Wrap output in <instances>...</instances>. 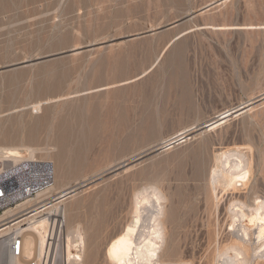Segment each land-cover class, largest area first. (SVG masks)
<instances>
[{"label": "rangeland", "instance_id": "1", "mask_svg": "<svg viewBox=\"0 0 264 264\" xmlns=\"http://www.w3.org/2000/svg\"><path fill=\"white\" fill-rule=\"evenodd\" d=\"M214 1L0 0V148L32 149L54 165L50 187L75 189L60 217L64 243L81 231L82 264H107L106 245L133 220L140 192L161 196L162 259L185 264H222L220 250L240 234L232 197L264 200V0L201 11ZM249 100L253 108L203 127ZM225 149L252 167L237 193L210 180ZM255 232L250 252L263 248ZM259 254L250 264H264Z\"/></svg>", "mask_w": 264, "mask_h": 264}, {"label": "bare ground", "instance_id": "2", "mask_svg": "<svg viewBox=\"0 0 264 264\" xmlns=\"http://www.w3.org/2000/svg\"><path fill=\"white\" fill-rule=\"evenodd\" d=\"M249 104H251V102L247 103L246 105H243L242 106L243 109L241 108L240 105H238L239 107L236 110L231 111L225 109L224 111H221L218 114V118L214 120L208 126V128L207 127L205 128L207 129H213L215 127L217 128L218 125L223 124V122L227 121L229 119L228 117L233 113H235L234 115L235 117L236 115H239L244 111L253 108L252 106H249ZM188 136L189 133H181L177 137H175L177 138L175 141L176 142L184 141L186 138H188ZM171 139L165 142V144L167 143L166 145H164L165 148L171 146L172 143ZM19 149L15 147L0 148V159L1 160L9 159L16 161L18 157L22 156V151H20ZM28 150L30 151L29 155H32L31 153L32 149L28 148ZM251 168L252 167L250 166V164H248L245 154L243 152L225 149L216 155L215 166L213 167V171L211 175L212 179L210 180H212L214 184L222 185L224 189L225 187H227V189L228 190L230 189L231 192L235 191L237 193L241 188L242 189L247 188L248 178L251 173ZM212 181H210L211 184ZM216 188H218V186ZM51 190L54 191L55 187L52 186L48 188L45 192L38 194L35 198L22 202L14 208L7 209L4 213L0 214V222L6 220V222L4 223H8L13 219L18 218L15 217L9 220L7 219L13 216L14 214H16V212H13V210L16 209L17 207H20L21 210H24L28 206L30 207L32 205L41 202L42 200L45 201V199H48L49 197L51 198L52 197V195L50 194ZM74 190H75L74 188H69L67 190H62V191L55 190L56 192L54 193H56V195H54L53 199H50V201H47L38 207H33L31 209H28V211L22 214L24 215V217L22 218L24 220L23 223L20 222V220H22L20 219L19 221H16L17 223L12 227L9 225L8 232L13 227L16 230V232L17 231L22 232L21 256L17 260L19 263L25 264L31 260H35L36 263H39L45 248V237H46L47 229L49 227V221H48L50 218L49 215H54L55 217L63 216L64 209L62 207V202L67 197L73 196V194L76 193V192L74 193ZM150 191L151 192H144V193L140 192L141 195L139 197L135 195L137 198L136 201H134L135 205L133 207L134 208L133 220L127 223L126 226L123 227V229L119 231V233H117L106 245L105 255L107 258L106 261L107 264H185L182 261L180 262V261H172L169 259L168 260L162 259V252H163L164 243L166 241V230H167L164 221V207L162 205L161 196L159 195V193L155 190H150ZM223 192L225 193L224 190ZM240 196L242 195L239 196L236 195L232 197V203L233 201L236 202V204L233 203L232 206L233 207L237 206V207L234 210H232L231 216H233V218H230V220L232 219L231 224L233 226V229L235 227L234 223L236 221H240L238 222L240 223L239 226L237 225L236 227V230L238 232L240 231L239 232L240 234L238 233L239 235H237L236 239H233V241L232 240L231 242L229 241L230 242L229 244H226L224 246L222 245L223 246L222 250L218 249L221 251V254L225 258L222 264H250L252 257L255 258L256 253L259 252L261 255H264V200L260 199L256 202H253V204H250L247 202V200L241 198ZM42 206L44 207L39 208ZM246 209L248 210V212L245 211ZM245 218L248 219L247 221H249L251 225H254L256 227L255 229L256 232L253 231L256 233V234L254 233L256 235L255 236L256 239L258 241L259 240L262 241L261 243L263 247L262 250L258 252L257 251L252 252L251 250V252L253 253L252 256L249 250L250 247L249 242H250V235H252L253 232L251 231L248 224H245L246 222L243 223ZM83 243H84L83 237L78 226L75 229L73 228V230L71 229L67 232L66 241L63 245V257L66 264H82L81 250H83L82 248ZM79 246H81L82 248L81 250L77 248ZM73 248H75L77 252L81 251V253L73 252L72 251ZM230 252H233L232 256L228 255ZM260 254L259 256L256 257L257 260L261 259L262 257ZM0 255H2V253ZM7 264H15V260H12L9 257L7 258Z\"/></svg>", "mask_w": 264, "mask_h": 264}, {"label": "built area", "instance_id": "3", "mask_svg": "<svg viewBox=\"0 0 264 264\" xmlns=\"http://www.w3.org/2000/svg\"><path fill=\"white\" fill-rule=\"evenodd\" d=\"M54 176V165L50 160L36 158L28 154H22L16 161L0 160V214L45 192L53 184ZM23 217L24 215L8 223H4L6 220L0 222V253L3 255H0V264H7L9 257L15 260V264H24L17 261L21 256L22 232H16L14 227L8 232L9 225L12 227L17 223L16 221ZM49 217V227L46 232L45 248L41 260L39 263L31 260L25 264H55L52 259L50 263H47L51 252L52 257L55 254L62 255L64 245L63 219L61 217L51 218V215ZM23 221V219L20 220L21 223Z\"/></svg>", "mask_w": 264, "mask_h": 264}, {"label": "water", "instance_id": "4", "mask_svg": "<svg viewBox=\"0 0 264 264\" xmlns=\"http://www.w3.org/2000/svg\"><path fill=\"white\" fill-rule=\"evenodd\" d=\"M224 1H226V0H217V1H214V2L210 3L209 5L203 7V8L201 9V11L206 10L207 8H209V7H211V6L216 5V4H219V3H222V2H224ZM127 38H129V37H127ZM96 45H97V44H96ZM88 47H92V46H91V45L81 46V47H78V48H74V49H72L71 51H72V52H78V51H81V50H83V49H85V48H88ZM29 62H31V61H25V62H23L22 64H27V63H29ZM241 108H242V106H241ZM236 109H238V108H236ZM236 109H233V110H236ZM231 111H232V110H231ZM212 122H213V121H212ZM212 122L207 123V124H204L203 127H204V128H205V127L208 128V126H209Z\"/></svg>", "mask_w": 264, "mask_h": 264}]
</instances>
